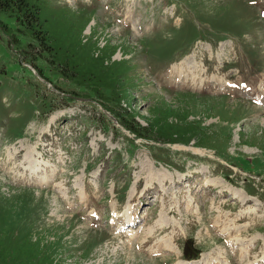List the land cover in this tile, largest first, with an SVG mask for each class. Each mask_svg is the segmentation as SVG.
Listing matches in <instances>:
<instances>
[{"label": "rangeland", "instance_id": "rangeland-1", "mask_svg": "<svg viewBox=\"0 0 264 264\" xmlns=\"http://www.w3.org/2000/svg\"><path fill=\"white\" fill-rule=\"evenodd\" d=\"M44 1L200 139L136 138L0 13V264H264V0Z\"/></svg>", "mask_w": 264, "mask_h": 264}, {"label": "trees", "instance_id": "trees-1", "mask_svg": "<svg viewBox=\"0 0 264 264\" xmlns=\"http://www.w3.org/2000/svg\"><path fill=\"white\" fill-rule=\"evenodd\" d=\"M0 13L13 17L17 33L30 39L25 53L32 62L40 57L60 77L99 102L136 138L169 144H188L194 138L200 139L186 110L165 114L166 111L155 108L143 118L145 125L139 124L126 97L121 78L123 67L112 60L117 48H98L91 40L84 42L80 39L83 27L74 33L64 14L48 11L44 0H0Z\"/></svg>", "mask_w": 264, "mask_h": 264}, {"label": "bare ground", "instance_id": "bare-ground-1", "mask_svg": "<svg viewBox=\"0 0 264 264\" xmlns=\"http://www.w3.org/2000/svg\"><path fill=\"white\" fill-rule=\"evenodd\" d=\"M23 143V142H22ZM21 148H23V149H26L27 150V153L25 154V156H24V160L25 161H27V160H30V163H29V165H33V167H38L39 168V163H37L36 161H34L33 160V158H32V154H33V151H34V153L36 152V149H32L31 151H29V148L28 147H26V146H23L22 144H21V146H20ZM234 198H236V197H234ZM159 217H161V214H160V216ZM128 219H130L131 218V215H130V213H128V217H127ZM160 223V222H159ZM185 263V262H184ZM187 264V263H186Z\"/></svg>", "mask_w": 264, "mask_h": 264}]
</instances>
